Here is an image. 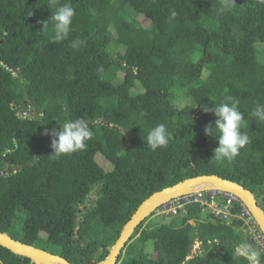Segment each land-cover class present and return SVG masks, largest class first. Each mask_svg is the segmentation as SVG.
<instances>
[{
	"label": "trees",
	"instance_id": "1",
	"mask_svg": "<svg viewBox=\"0 0 264 264\" xmlns=\"http://www.w3.org/2000/svg\"><path fill=\"white\" fill-rule=\"evenodd\" d=\"M234 3L221 13V0H71L69 39L54 44L51 22L43 30L49 0H0V232L72 264L96 263L143 200L197 175L242 185L264 210V122L252 115L264 103V0ZM72 39L82 44L73 49ZM228 95L251 140L231 163L213 157L218 138L204 127L215 117L202 111ZM77 118L94 133L86 150L54 158L44 132ZM160 123L170 141L153 151L146 136ZM152 216L117 264H248L234 247L259 249L239 221L199 205ZM0 264L32 263L0 246Z\"/></svg>",
	"mask_w": 264,
	"mask_h": 264
},
{
	"label": "clouds",
	"instance_id": "2",
	"mask_svg": "<svg viewBox=\"0 0 264 264\" xmlns=\"http://www.w3.org/2000/svg\"><path fill=\"white\" fill-rule=\"evenodd\" d=\"M49 4L55 7V12L47 21L43 22V30L51 22L54 35L50 37V43L59 44L69 39L76 10L71 4V0L62 4H57V0H49ZM233 6H235L234 0H221L219 11L226 12ZM177 15L178 13L173 9L170 11L169 18L174 19ZM81 44V40L72 39L69 46L76 49ZM202 111L211 113L215 117L214 124L209 123L204 127L205 136L218 138V147L214 150L213 157L218 162L231 163L240 154L241 149L251 143L249 134L242 131L248 121L244 119L245 114L239 109V101L228 95L221 102L212 104L211 107L202 105ZM25 114L26 111L22 115ZM252 115L258 121L264 122V103L257 102L252 110ZM44 135L52 137L51 156L60 158L86 150L87 142L94 133L84 118H77L63 122L62 125H59L58 131L56 129L46 130ZM169 141L170 132L164 123L150 128L146 136L147 145L153 151L167 148ZM155 214L156 211L152 217ZM234 255L243 258L248 264H262L261 252L248 243L237 244L234 247Z\"/></svg>",
	"mask_w": 264,
	"mask_h": 264
},
{
	"label": "water",
	"instance_id": "3",
	"mask_svg": "<svg viewBox=\"0 0 264 264\" xmlns=\"http://www.w3.org/2000/svg\"><path fill=\"white\" fill-rule=\"evenodd\" d=\"M211 190L236 195L250 211L264 235V210L258 205L255 195L250 190L217 175H197L156 191L143 200L122 227L115 243L108 248L107 256L99 262L90 264H117L118 257L123 254L126 245L131 242L130 239L136 228L162 204L181 195ZM0 246L12 254L29 259L32 264H72L59 255L15 240L4 232H0ZM186 259L188 260L189 257Z\"/></svg>",
	"mask_w": 264,
	"mask_h": 264
},
{
	"label": "built area",
	"instance_id": "4",
	"mask_svg": "<svg viewBox=\"0 0 264 264\" xmlns=\"http://www.w3.org/2000/svg\"><path fill=\"white\" fill-rule=\"evenodd\" d=\"M187 205H199L224 223L240 222V230L256 248L264 253V235L244 203L234 194L199 191L181 195L162 204L156 211L160 217H176ZM238 205V208H234Z\"/></svg>",
	"mask_w": 264,
	"mask_h": 264
},
{
	"label": "rangeland",
	"instance_id": "5",
	"mask_svg": "<svg viewBox=\"0 0 264 264\" xmlns=\"http://www.w3.org/2000/svg\"><path fill=\"white\" fill-rule=\"evenodd\" d=\"M138 21L141 23V25H143L144 27H147L148 25H149V22H148V20H146L143 16H140L139 18H138ZM116 54V50H113L112 51V55L114 56ZM119 76H122V75H119ZM118 79H120L119 77H118ZM182 105H184L183 103L180 105V106H182ZM96 158H97V155H96V157H95V160H96ZM98 161V159L96 160V162ZM99 162V161H98ZM97 162V163H98ZM94 200V196H93V194H91L89 197H88V199L85 201V203L83 204V205H80V207H79V216H81V213L86 209V208H88V207H90V205L92 204V201ZM84 213V212H83ZM155 219V217H152L151 219H150V221L151 220H154ZM192 224H194L193 222H191ZM41 236H44V235H41ZM134 240V239H133ZM132 240V241H133ZM132 241L131 242H129V245L132 243ZM128 245V246H129ZM128 246H127V248H128ZM198 246H199V244L198 243H195V246H194V248H193V252H195V250L198 248ZM127 248L123 251V252H126L127 251ZM146 252L147 253H150V254H152V255H154L155 256V253H154V251H153V246H152V243L150 242V243H148V245H147V248H146ZM123 255H124V253H123Z\"/></svg>",
	"mask_w": 264,
	"mask_h": 264
}]
</instances>
